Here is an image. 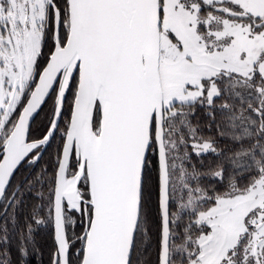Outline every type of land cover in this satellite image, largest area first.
Segmentation results:
<instances>
[{"label": "snow or ice", "instance_id": "snow-or-ice-1", "mask_svg": "<svg viewBox=\"0 0 264 264\" xmlns=\"http://www.w3.org/2000/svg\"><path fill=\"white\" fill-rule=\"evenodd\" d=\"M0 264H264V0H0Z\"/></svg>", "mask_w": 264, "mask_h": 264}]
</instances>
